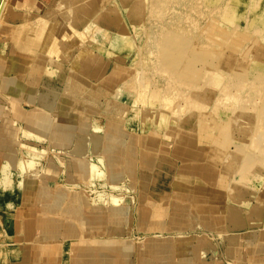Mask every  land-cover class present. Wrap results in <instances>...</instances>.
<instances>
[{"label": "crops", "instance_id": "crops-1", "mask_svg": "<svg viewBox=\"0 0 264 264\" xmlns=\"http://www.w3.org/2000/svg\"><path fill=\"white\" fill-rule=\"evenodd\" d=\"M85 1L10 0L0 24V264H264V183L246 201L257 215L235 230L233 205L247 209L233 197L258 177L233 195L227 149L178 127L169 153L167 132L126 127L136 83L108 53L115 25ZM24 152L37 154V173L19 169ZM98 156L133 207L85 205L79 187Z\"/></svg>", "mask_w": 264, "mask_h": 264}, {"label": "rangeland", "instance_id": "rangeland-1", "mask_svg": "<svg viewBox=\"0 0 264 264\" xmlns=\"http://www.w3.org/2000/svg\"><path fill=\"white\" fill-rule=\"evenodd\" d=\"M96 1L101 12L114 10L110 19L116 27L114 39L119 37L120 25L125 29L124 43L112 47L111 40L108 53L128 65L136 83L130 89L136 98L126 127L167 132L162 147L169 153L178 127L194 130L201 141L227 149L233 195L248 186L245 180L262 181L242 197H233V204L247 209L234 204L230 211L232 228L242 229L246 215H257L246 201L264 183V0H162L161 9L158 0H133L134 6L124 0ZM96 29L88 23L84 36ZM165 43L175 51L170 60L163 54ZM100 130L95 128L91 136L95 150L100 149ZM79 139L83 144L88 141L84 135ZM31 153L29 168L37 173L40 160ZM105 174L104 159L98 156L92 161L90 179L79 187L85 205L93 210L107 205L133 207L130 188L106 184ZM240 179L245 182L238 183ZM239 213L243 225L236 227L234 218Z\"/></svg>", "mask_w": 264, "mask_h": 264}, {"label": "bare ground", "instance_id": "bare-ground-1", "mask_svg": "<svg viewBox=\"0 0 264 264\" xmlns=\"http://www.w3.org/2000/svg\"><path fill=\"white\" fill-rule=\"evenodd\" d=\"M130 1V3L132 2V4H133V6H134V4H135V1H133V0H124L123 2L124 3H128ZM157 3V2H156ZM9 4H10V0H0V24H1V22H2V20L3 19H5V16H7V11H8V9H9ZM156 5V4H155ZM158 7L157 8H159L160 7V9L162 8V7H165V4H164V2L161 0L160 1V3H159V0H158V5H157ZM154 7V6H153ZM156 7V6H155ZM154 10H156V9H154ZM159 10V9H158ZM160 12V11H159ZM113 13H114V10H111V12H110V9H109V11H103L101 14L102 15H105L104 17H103V19H112V17H113ZM107 14V15H106ZM133 18H134V20H137V15H133ZM167 25V24H166ZM165 27H167V26H165ZM171 27V26H170ZM168 28H169V26H168ZM120 34H116V35H119V37L117 38V39H114L113 38V41H112V43H111V46L112 47H117V45H120V43H124V41H125V37L122 35V31H124L125 29L122 27V25H120ZM122 32V33H121ZM158 37V36H157ZM156 40H158V39H156ZM162 41V40H161ZM156 42H158V41H156ZM156 44H158V43H156ZM161 44V43H160ZM167 43H165V46H167L166 47V49L164 48L165 46H163V48L165 49V52L163 53L164 55H165V57H167V58H169L168 60H170L172 57H173V55H175V51L170 47V45L168 46V45H166ZM159 47V46H158ZM162 47V46H161ZM162 48V50H164ZM176 49V48H175ZM192 49V48H191ZM181 51V50H180ZM160 53V52H159ZM161 55V54H160ZM163 58V57H162ZM164 61H167V60H165L164 59ZM163 64H165V63H163ZM170 64V63H169ZM169 67V66H168ZM46 89V88H45ZM49 91V90H48ZM47 91V92H48ZM50 91H52V90H50ZM49 93V92H48ZM52 93H55V92H52ZM50 94V93H49ZM56 95V94H55ZM53 96V95H52ZM54 98H55V96H54ZM36 99V98H35ZM62 99V98H61ZM48 136V135H47ZM95 136V135H94ZM95 138V137H94ZM96 139V138H95ZM94 139V140H95ZM78 140L80 141V139H79V137H78ZM47 142V141H46ZM81 142H82V140H81ZM98 149V148H97ZM29 155H32V153H30V152H24V154H23V158L22 159H20V162H19V164H18V166H19V169L21 170V172H23V173H32L31 172V167L29 168V165H31V162H30V156ZM41 158V157H40ZM38 162H40V161H38ZM32 166V165H31ZM16 173V172H15ZM14 177H15V175H14ZM2 182H4V181H2ZM5 186V185H4ZM15 186V185H14ZM6 188V186L4 187V189ZM11 189V188H10ZM9 189V190H10ZM1 191H3V190H1ZM6 191V190H5ZM7 193L9 194V191H7ZM6 194V193H5ZM1 196H3V194L1 195ZM10 197V196H9ZM1 199H2V197H1ZM4 199H5V195H4ZM111 201V200H110ZM9 202V201H8ZM114 202V201H113ZM0 203H1V201H0ZM12 203V202H11ZM4 204V203H3ZM3 204H2V206H3ZM7 208V207H6ZM14 208H16L15 206H14ZM15 210V209H14ZM55 218V217H54ZM54 218H52V219H54ZM236 219V220H235ZM40 220V219H39ZM38 220V221H39ZM234 220L236 221V227H240V226H242L243 225V219H242V215L239 213L235 218H234ZM42 221V220H41ZM44 221H46V220H44ZM43 221V222H44ZM52 221V220H51ZM50 221V222H51ZM54 221V220H53ZM52 221V222H53ZM58 221V220H57ZM40 222V221H39ZM43 222H42V224H43ZM48 222V221H47ZM60 222V221H59ZM65 222V221H64ZM39 224H41V223H39ZM47 224V223H46ZM49 224V223H48ZM64 224V223H63ZM66 224V223H65ZM64 224V225H65ZM69 224V223H68ZM67 224V225H68ZM37 225V224H36ZM53 225H55V224H52V226ZM57 226H58V224H56ZM67 225H65V226H67ZM38 226V225H37ZM51 226V227H52ZM50 227V226H49ZM69 227V225L67 226V228ZM57 229V228H56ZM65 229V228H64ZM68 230H69V233H70V230L71 229H67V232H68ZM65 231V230H64ZM63 231V232H64ZM72 231V230H71ZM76 232V231H75ZM75 232H73V233H75ZM63 234V233H62ZM71 234V233H70ZM57 235V234H56ZM65 236H66V234H65ZM75 236V235H74ZM71 237H73V236H71ZM57 238V237H56ZM63 238V237H62ZM70 238V237H69ZM75 238H76V236H75ZM64 239V238H63ZM80 239V238H79ZM62 240V239H61ZM66 240V239H65ZM52 242V241H51ZM47 247H48V245H46ZM69 248V247H68ZM68 252V251H67ZM73 254V253H72ZM66 255V254H65ZM69 255V254H68ZM32 257V256H31ZM69 258V257H68ZM67 259V258H66ZM65 259V260H66ZM64 260V261H65ZM69 260V259H68ZM35 261V260H34ZM104 261V260H103ZM48 263V262H47ZM65 264V263H64ZM67 264H68V262H67Z\"/></svg>", "mask_w": 264, "mask_h": 264}]
</instances>
